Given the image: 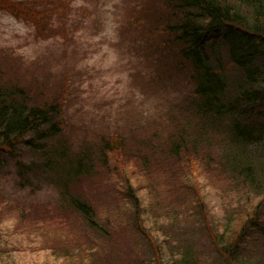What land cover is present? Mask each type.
<instances>
[{"label":"trees","instance_id":"trees-1","mask_svg":"<svg viewBox=\"0 0 264 264\" xmlns=\"http://www.w3.org/2000/svg\"><path fill=\"white\" fill-rule=\"evenodd\" d=\"M7 1L0 0V6ZM39 1L41 14H37L33 0L13 4L15 14L39 15L35 21L40 30L53 24L55 18L65 24L68 16L61 9L62 0L58 4ZM132 6L135 10L124 7L117 12L122 17L118 42L152 63L147 75L140 71L133 78L135 83L127 84L128 105H135L134 113L143 119L127 127L123 125L125 109L119 107L121 116L114 122V103L94 99L93 111L80 112L84 114L81 123L87 119L89 130L74 123V114L69 111L86 100L82 76L88 75L76 65L77 47L62 51L55 64L58 71L43 75L18 74L19 66L11 67L12 58L0 55V178L13 175L19 189L30 187L32 193L44 183L59 188L57 213L75 214L79 225L83 221L81 234L93 235L106 249L115 223L100 210L102 205L94 206L82 181L116 171L119 157L112 160L109 155L125 153V149L129 152L128 140L135 145V151L126 156L130 166L137 158L146 167L147 152L152 154L159 148L158 138L163 137L159 133L171 126L173 133L166 140L164 136L167 146L161 147L163 152L184 158L189 165L191 154L208 149L214 142L218 159H209L217 161L224 177L243 183L245 200L253 209L241 214L235 208L222 221L214 216L213 205L202 208L197 202L182 225L173 208L159 214L166 201L158 198L153 186H137L134 171H125L123 202L113 199V204L117 212L134 218L132 234L146 240L152 255L143 263L264 264V0H138V5ZM156 6L155 13L151 8ZM97 108L104 113L98 115ZM138 121L144 122L136 125ZM70 125L77 131L82 128L95 133L83 136L75 146L65 134ZM109 128L113 130L106 132ZM138 130L146 134L137 135ZM91 135L99 139L91 143ZM227 140L237 148L229 146ZM144 148L152 151L144 152ZM193 183H184L185 188L180 189L185 191ZM1 186L0 182V203L24 199L13 198ZM26 198L27 203L46 202L33 200L32 195ZM104 209L110 213L108 207ZM18 214V219L0 216V264H65L73 261L75 251L80 254V241L76 248L63 244L59 237L44 244L40 237L44 227L30 218L24 220V211ZM210 214L212 220L207 217ZM14 220L21 227H14ZM202 238L216 252L210 262L206 259L209 263L203 261ZM42 258L46 260L40 262Z\"/></svg>","mask_w":264,"mask_h":264},{"label":"rangeland","instance_id":"rangeland-1","mask_svg":"<svg viewBox=\"0 0 264 264\" xmlns=\"http://www.w3.org/2000/svg\"><path fill=\"white\" fill-rule=\"evenodd\" d=\"M23 1L25 2L26 0H10L5 2V6H0V55L12 58L11 67L13 65L15 67L19 66L16 68V72L19 71L17 72L18 74L27 75L33 72L37 75H43V73L58 71L56 67L58 68L59 66L55 65L57 64V57H60L62 51L66 52L69 50L70 46L77 47L76 65H78L79 70L88 71L87 76H82L83 89L87 98L90 95L93 98H91V103H87L86 98L83 101L86 104L77 100L79 106L73 105L71 107L69 113L74 114L72 118L75 120L74 123L76 122L79 128L80 125H85L84 127L88 129L87 119H84V123H81V117H83L81 115L84 114H80V112L93 111L94 99L100 102L108 101V103H114L115 110L112 111L114 122L119 120L121 116L118 113L119 107L125 109L123 111L125 113L123 115V117L125 116L123 125L131 127L132 121L143 119L141 114L137 115L136 112L134 113L132 107L136 108L135 105H128L127 84L132 82L140 71L147 75L148 71H151L150 64L152 63H147L146 59L136 50H128L126 46H121L118 42L120 31V24L118 23L122 17L117 12H120V9H124V7L127 8V11H130V9L135 10L132 5H138V0H62L61 9L65 10L64 13L67 14L70 21L67 19L64 24V20L55 18L54 22L52 21L53 24L49 23V27L44 30H40L37 27L35 20L39 19V15L33 18L32 13L30 16L23 17L15 14L13 4L21 5ZM33 1L35 2V8L37 4V14H41V1ZM55 1L58 4L59 0ZM154 4L157 5V1H154ZM151 9L153 12H157V6ZM65 16H63L64 19ZM64 25L65 27H63ZM54 55L56 57L53 59L52 56L54 57ZM58 62L60 63V61ZM20 67L23 68L20 70ZM133 83H135V80ZM96 110H99L100 114L98 115L104 113L99 108ZM143 122L138 121L135 124L141 125ZM136 125H134L133 129H136ZM100 126L102 124L97 127ZM70 127L65 131V134L68 135L72 143H75V146H78L83 136L95 133L93 130L89 132L81 128L77 131L72 125ZM110 129H107L106 132L113 130ZM173 129L170 126V128L164 129V132L159 133L163 137L158 138L159 148L154 150V152L144 148V152L152 151V154L147 152L149 159L146 161V167L137 158L135 159L136 164L133 167L130 166L132 163L128 162L126 156L129 155L130 151H135V145H133L134 142L130 143L128 140V145L131 147L129 152L125 149V153H118L117 155L110 153L109 155L112 160L114 159L111 157H119L116 171L102 172L98 176H94V179H84L82 181L84 183L82 186L84 193H88L94 206L99 207L102 205L103 208L99 207L100 210L107 215L111 222L115 223L113 230H111L113 237L111 243H109L110 246L106 249L100 246L99 240L93 235L89 237L90 235L81 234L84 231V228L80 227L83 221L79 225L75 214L57 213L58 204L56 202L60 198L59 188H53L44 182L42 186H36V189L34 188L36 192L32 193L30 187L26 190L24 188L23 190L19 189L17 186L19 184L13 180V175L4 174L0 178L3 191L13 196V198L21 197L24 199L19 200L20 202L16 200L10 203L1 202L0 216L16 218L20 211H24L27 215V217H23L24 220L30 218L34 223L36 222L44 227L40 231V237L44 244H47V241L55 237H59L63 244L66 243L76 248V245H78L77 241H80L81 244L78 247L80 254L75 251L72 254L75 256L73 261L65 264H144L143 259L147 258L148 260V256L151 257L152 255L146 240L132 234L134 231L132 227L135 226L134 218L131 216L128 218V216L117 212L113 204V199L114 201H119V203L123 202L121 192L124 189L122 177L124 178L123 173L125 171L126 174L134 171L133 178L137 186H153L159 194L158 198L166 201L163 202L161 209H157L159 214L163 215L167 207L173 208L176 213V219L178 218L182 225L187 222V218L191 217V210L197 208V202L201 203L202 208L206 207L207 204L213 205L214 216L222 221H224L227 212H231L235 208L239 209L241 214L246 213L249 208L253 209L252 205L245 200L246 188L243 183L238 184L236 178L232 179L230 176L224 177L225 175L218 168L217 161H211L213 158L218 159L217 144L214 142L211 143V146L209 145L208 149L202 150L197 154H191L192 163L189 165L186 164L184 158L179 160L176 157L165 154L163 152L164 149H161V147L167 146L164 141L171 135V132L173 133ZM84 131L86 132L83 133ZM131 132H134V130ZM134 134L132 133V135ZM145 134L143 130H138L137 132V135L144 136ZM164 136H166L165 140ZM89 138L90 142L92 141L91 143L99 139L98 135H91ZM162 138L163 140H161ZM228 140L229 146L237 148L235 144ZM211 156L213 158L210 160ZM111 163L114 164L115 162ZM189 182L194 183L186 189L189 192L185 190L187 193L185 194V191L181 190L180 187L185 188V184ZM26 195L34 196L35 199L33 200L46 199V202L30 200L32 202L27 203ZM152 198L154 197L152 196ZM171 203L173 204L172 206ZM105 207H108L109 214L104 209ZM38 215L41 217H38ZM211 216L212 214L207 216L210 217L209 220L213 219ZM54 221L59 223L55 225ZM17 223L21 224L16 221L14 227H21ZM182 225L179 224L177 226L181 228ZM136 237H139L137 238L139 243ZM85 239H87V243H84ZM199 239L201 240V237ZM57 240L55 239V241ZM204 240L202 238V243L199 244L203 248L205 255V257L203 256V261L207 262V259L210 262L213 257H216V252L208 243H204ZM109 255H111V258H109ZM45 260L46 258H42L40 262ZM51 261L55 260L51 259Z\"/></svg>","mask_w":264,"mask_h":264}]
</instances>
